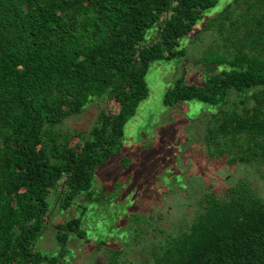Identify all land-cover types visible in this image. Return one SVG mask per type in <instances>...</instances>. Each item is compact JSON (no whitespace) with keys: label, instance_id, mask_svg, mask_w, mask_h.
Returning <instances> with one entry per match:
<instances>
[{"label":"trees","instance_id":"1","mask_svg":"<svg viewBox=\"0 0 264 264\" xmlns=\"http://www.w3.org/2000/svg\"><path fill=\"white\" fill-rule=\"evenodd\" d=\"M217 1L0 0V264H60L69 238L88 242L93 230L96 246L107 248L106 264H127L119 257L129 259L130 249L139 253L135 264H264V198L246 177L222 194L192 193L173 228L159 227L155 209L147 216L142 210L145 196L151 205L184 188L177 153L197 164L205 156L199 169L212 159L254 166L264 179V0H230L205 16ZM157 60L181 64L162 96L160 145L175 134L173 158L152 177L162 175V193L150 192L153 181L141 179L132 199L129 190L124 206L118 201L111 213L119 191H107L105 181L96 189L105 174L97 171L122 153L124 126L148 96L145 74ZM93 100L101 105L88 130L64 127ZM185 104L193 109L181 111ZM194 117L201 126L176 133ZM120 161L127 168L135 160ZM188 172L190 186L198 184ZM73 205L78 213H70ZM92 207L105 221L86 230L82 221L92 220ZM111 215L116 220L109 223ZM48 223L56 253L35 247ZM116 228L132 243L108 245L104 234Z\"/></svg>","mask_w":264,"mask_h":264},{"label":"rangeland","instance_id":"2","mask_svg":"<svg viewBox=\"0 0 264 264\" xmlns=\"http://www.w3.org/2000/svg\"><path fill=\"white\" fill-rule=\"evenodd\" d=\"M228 1L230 0H218L213 7H210L204 11V15H214ZM201 23L202 20L197 21V23L194 25V31L201 27ZM198 55L199 52H195V56L198 57ZM190 58L192 57L190 56ZM188 64L191 66H196L195 62V65H192L191 62ZM179 67H181L180 61L176 60H157L149 66L148 71L145 74V79L149 88V94L145 99L140 101L135 114L131 116L124 126L125 137L123 151L121 154L111 157L109 162L101 166L97 171V174H101V172L105 174L102 179H96V183L94 185L96 189H99L100 185H102V183L105 181L110 183V187L108 186L106 189L107 191L109 189L113 190V192L119 191L118 197L120 199L118 198L115 206L112 204L111 213H116V210H118V201L120 205L124 206L126 199H124L122 195L127 194L129 190L131 193L129 191L128 198L132 199L130 196H134L136 193L135 191L131 190L134 188L132 185H135L139 182L138 185H136L138 189L142 186V184H140L141 179L145 180L147 178L148 181H153L149 185L150 192L156 194L162 193V190L160 189V185L163 184L162 175L160 174L158 177H155L156 179H152V177L155 176L156 170H158V168L164 166L165 162L168 163V160L172 161V153L175 149V144L173 143V137L175 134L172 135L170 132L169 136L166 138V141H164V144L160 145V140H164L162 131L163 127L165 129V126L162 124L161 117H164L163 113L166 110V107L162 102V96L165 90L171 84V81L178 75ZM212 67V65L206 66L205 70H213ZM196 78L199 80L202 78V75L196 76ZM100 105L101 103L98 100L90 101L79 114L65 119L64 127H68L71 130H88L94 123ZM186 106V104L182 105V107L179 109L182 111L186 108ZM106 107L108 108V106ZM116 107V103L111 104V110H115ZM189 108L193 109L192 107L187 106V109ZM177 113L178 106L177 112L174 111L172 116H175V114L177 115ZM198 121V117L191 119V121L188 123L190 126L189 129V126L187 127L186 124L179 125L178 132L176 133L183 134L192 132L194 130L192 129L194 126H201L200 123L198 124ZM192 124L195 125L191 127ZM196 130H198V128H196ZM198 133L199 132H197V134ZM166 134H168V132ZM142 137L144 139L143 141L141 140ZM72 140V142H76L78 137H74ZM196 150L199 151L198 149ZM123 155H129V157L135 160L131 162L127 168H125L120 161V158ZM202 156L203 155L198 156L197 160L199 163H204L206 161V157ZM176 161V164L182 166V169L178 175L180 178L179 181L184 183L182 184V187L184 188L181 190L176 188H172L169 191L166 190L168 192L159 195L157 202H152L151 205H149L150 199H152L151 196H145L142 201V203L145 205H143L145 208L142 209L145 216L149 215V213L154 209L155 212L160 213L161 217L157 218V224H159V227L164 229L173 228V223L184 213H182L181 210L185 211L189 209L186 201L192 197V193L196 194L202 192L203 189H210L217 192L218 194H222L225 186H228L230 183H233L234 181L241 178H248L252 185L255 186L258 193L264 198V179L261 177L259 169L254 166L246 164L226 165L222 160L219 161V159H212L205 167L199 169V163L197 164L192 155L182 160L180 153H177ZM167 166L169 167V164H167ZM188 170L193 171L192 177H195L194 179L199 178L198 184L195 183L193 186H190L191 184L188 183V180L191 175L189 174ZM116 181H125L126 183L124 182L122 188L116 189L114 186V182ZM126 187H128V189H124ZM192 187H194V189ZM146 192L149 191L146 190ZM49 198L52 200L53 196L50 195ZM150 206H152V209ZM110 208L111 206L108 208V210L104 211L106 216L109 215L108 212ZM78 211L79 208L76 205H73V209L70 210V213H78ZM118 213L123 214L121 211ZM87 214V217L92 220H87L86 217H84L82 223L86 230H92L94 228V223H96L95 226L98 227L105 221L104 218H102L103 211L100 210V212H97L95 207L89 208ZM111 217L112 218H109L110 220H108L109 223L113 222L114 219L116 220V218H114L112 215ZM59 219L60 213H57L54 219L52 217L53 222L58 221ZM51 224L48 223L46 225L42 234L36 241L35 247L37 250L42 252L48 251L49 253H53V251L56 253L58 251L55 238V229L53 227V223ZM116 230L119 231V228H116L115 230L108 229L107 233H103L108 245L115 247V245H122L124 241L132 243L131 237L129 235H117L114 233ZM93 233L94 234L91 236L88 234V237L91 238L88 240V242H86L84 239H79L76 237L69 238L67 247L70 251L65 255L64 260H60V264H106V255L108 253L106 250L107 248L103 245L100 247L96 246V238L94 235L96 236L99 234V232L93 230ZM164 234L165 232H160L157 234V241L159 238H162ZM130 251L131 255L129 259L126 256L121 255L119 260L121 261L125 259L127 264H135V260L132 259L137 257L139 253H137V249H130ZM128 260L132 261L128 263Z\"/></svg>","mask_w":264,"mask_h":264}]
</instances>
